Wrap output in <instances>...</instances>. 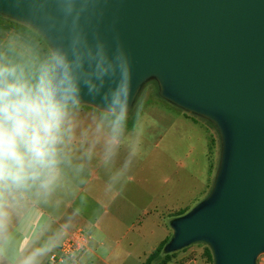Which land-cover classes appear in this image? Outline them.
Here are the masks:
<instances>
[{"label":"water","instance_id":"water-1","mask_svg":"<svg viewBox=\"0 0 264 264\" xmlns=\"http://www.w3.org/2000/svg\"><path fill=\"white\" fill-rule=\"evenodd\" d=\"M0 15L48 43L52 82L75 85L65 105L126 114L152 80L161 99L211 123L221 142L212 190L170 222L163 252L204 243L214 264H256L264 254V0H0Z\"/></svg>","mask_w":264,"mask_h":264},{"label":"rangeland","instance_id":"rangeland-1","mask_svg":"<svg viewBox=\"0 0 264 264\" xmlns=\"http://www.w3.org/2000/svg\"><path fill=\"white\" fill-rule=\"evenodd\" d=\"M0 26H9L7 33L14 44L28 46L31 85L39 86L42 79L53 81L56 60L45 39L29 26L2 15ZM120 117L121 114L101 112L87 105H65L64 130L74 129L72 124H80L77 129L81 131L90 129L84 125L91 122L113 124L111 132H105L110 138L85 146L96 154L93 161L85 164L80 159V165L71 161L68 168L80 167L84 173L66 181L95 194L105 190L109 196L117 195L122 205L107 206L106 212L104 207L79 210L88 215L99 212L106 225L107 216H116L127 224L128 232H134L130 226L138 215L159 206L153 213L161 229L149 234L153 240L160 237L161 244L172 237L170 222L188 214L210 194L219 167L220 137L207 120L161 99L152 80L142 86L131 110ZM88 168L95 171L94 176ZM127 240H123V248L128 247ZM207 250L211 252L208 245L196 243L171 254L177 264H214ZM256 264H264V254Z\"/></svg>","mask_w":264,"mask_h":264},{"label":"crops","instance_id":"crops-1","mask_svg":"<svg viewBox=\"0 0 264 264\" xmlns=\"http://www.w3.org/2000/svg\"><path fill=\"white\" fill-rule=\"evenodd\" d=\"M8 30L9 26H0L3 78L33 87L28 46L14 44ZM71 126L75 128H62L54 164L38 170L22 183L0 181V264H144L160 244V237L150 238L153 230L161 229L153 213L159 206L135 218L130 226L134 232L126 231L127 224L116 216H107L106 225L99 212L92 215L81 212L79 208L87 211L98 207H104L106 212V208L121 206L122 201L117 195L109 196L105 190L95 194L80 184L66 181L84 173L80 167L68 168L71 161L76 160L79 165L80 159L85 164L93 161L96 154L85 146L110 138L105 132H111L109 127L113 124L91 122L84 125L90 128L85 131L77 129L80 124ZM89 169V174L94 176L95 171ZM75 232L84 236L85 248L71 256H62V246ZM130 235L132 238H128ZM123 240L128 241V247L123 248ZM54 256L59 258L52 262ZM168 264L177 262L171 258Z\"/></svg>","mask_w":264,"mask_h":264},{"label":"clouds","instance_id":"clouds-1","mask_svg":"<svg viewBox=\"0 0 264 264\" xmlns=\"http://www.w3.org/2000/svg\"><path fill=\"white\" fill-rule=\"evenodd\" d=\"M57 63L62 61L57 58ZM3 77L0 71V181L22 183L55 163L64 101L75 92V85L67 79L59 84L42 79L39 86L30 87ZM123 91L126 95V86ZM113 103L122 108L120 93Z\"/></svg>","mask_w":264,"mask_h":264},{"label":"built area","instance_id":"built-area-1","mask_svg":"<svg viewBox=\"0 0 264 264\" xmlns=\"http://www.w3.org/2000/svg\"><path fill=\"white\" fill-rule=\"evenodd\" d=\"M85 248V238L81 232H75L68 241L62 246L60 252L62 256H71L79 253ZM60 255V257H61ZM58 256L52 257L51 261L54 262ZM59 258V257H58Z\"/></svg>","mask_w":264,"mask_h":264},{"label":"trees","instance_id":"trees-1","mask_svg":"<svg viewBox=\"0 0 264 264\" xmlns=\"http://www.w3.org/2000/svg\"><path fill=\"white\" fill-rule=\"evenodd\" d=\"M169 239L161 243L148 258L145 260L144 264H168L171 261L172 254H165L163 249ZM207 257L212 259V254L207 250Z\"/></svg>","mask_w":264,"mask_h":264}]
</instances>
